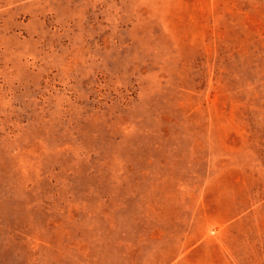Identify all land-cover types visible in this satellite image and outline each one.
<instances>
[{"label":"rangeland","instance_id":"rangeland-1","mask_svg":"<svg viewBox=\"0 0 264 264\" xmlns=\"http://www.w3.org/2000/svg\"><path fill=\"white\" fill-rule=\"evenodd\" d=\"M0 264H264V0H0Z\"/></svg>","mask_w":264,"mask_h":264}]
</instances>
